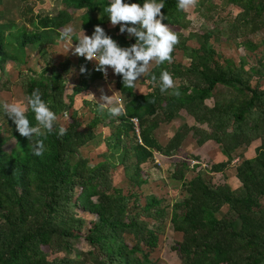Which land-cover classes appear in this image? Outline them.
<instances>
[{
	"label": "trees",
	"instance_id": "16d2710c",
	"mask_svg": "<svg viewBox=\"0 0 264 264\" xmlns=\"http://www.w3.org/2000/svg\"><path fill=\"white\" fill-rule=\"evenodd\" d=\"M124 2L142 5L145 0ZM109 3L63 0L61 11L30 20L35 30L8 31L0 24V93L8 96L6 103L23 106L35 126L26 98L39 89L57 116L56 131L67 128L63 137L56 132L41 137L46 150L35 156L30 141L0 109V264H161L156 255L167 240V230L180 236L168 241L183 264H264V52L259 67L251 71L246 60L225 59L212 43L256 34L262 36L263 47L264 0H199L195 6L199 23L178 9L177 0H163L167 19L162 22L172 31L187 29L189 35L176 33L179 43L171 54L173 61L149 70L142 81L145 92L137 81L134 88H125L122 77L109 68L127 111V116L119 117L98 111L94 100H84V112L76 107L77 96L97 89L106 79L95 70L94 61L80 56L60 62L45 59L37 74L26 66L29 45L54 50L60 41L54 33L60 35L68 26L75 44L84 34L91 36L97 24L119 46L134 44L135 37L121 34L119 25L111 26L104 11ZM12 6V0H0V16L10 13ZM232 6L241 12L227 14ZM83 10L87 14L78 16ZM189 40L197 45H188ZM245 45L259 48L249 39ZM177 52L183 58H177ZM81 66L86 73L80 72ZM14 69L25 88L21 102H15L11 83H1ZM163 71L169 72L176 87L161 93ZM74 72L77 82L68 92ZM183 113L195 125L184 123L163 137L164 127H172ZM133 119L138 120L139 132ZM99 129L108 132L101 140ZM256 141L260 142L256 154L248 157L245 153ZM209 142L222 154L209 171L226 177L225 171L235 165L240 189L227 182L214 184L204 168L197 170L203 164L201 156L184 148V143L204 147ZM100 143L107 151L92 156ZM156 153L166 157L171 177L182 182L183 199L164 204L158 194L143 193L142 186L151 177L144 164L160 167ZM119 168L131 186L129 192L116 185ZM81 239L88 249L74 252L73 242Z\"/></svg>",
	"mask_w": 264,
	"mask_h": 264
},
{
	"label": "rangeland",
	"instance_id": "374dc122",
	"mask_svg": "<svg viewBox=\"0 0 264 264\" xmlns=\"http://www.w3.org/2000/svg\"><path fill=\"white\" fill-rule=\"evenodd\" d=\"M12 11L10 13H7L3 16H0V24H3L5 28L8 31H18L21 29H25L29 27L30 29H34V26L30 24V20L33 17H45V16H51L54 13H57L61 11L65 5L63 4V0H12ZM232 12L234 16L238 15L241 10L237 7H231L228 9V12ZM188 17L194 21L195 23H199L201 21L200 16L197 13V10L195 7L190 8L187 10ZM87 14V10L79 11L77 13L78 16L83 17ZM26 16V18H25ZM226 16V15H224ZM81 25L77 26V30L81 29L79 27ZM112 26V25H111ZM113 27V26H112ZM175 33H182L185 36L189 35V30L187 29H178L174 28ZM54 36L58 38L60 41L55 44L54 50H40L36 46L29 45V57L30 61L27 63V67H31L35 70V74L39 73V71H42L44 60L53 59L56 62H60L68 57V59H73L77 57V55L73 54V48L76 45L72 40H62L60 38V35L58 33H54ZM223 39L219 42H215V40H212V43H214V46L216 47L217 51L222 55L225 59H233L235 62L240 63L242 60H246L248 62V69L251 71H254V69H257L259 67L258 64V58L262 56L264 52V46L261 45V35H252L250 34L247 38H241V39ZM252 40L254 42V45L259 47L257 50H251L246 47L245 43L247 40ZM198 42V41H197ZM188 45L194 47L196 44V41L189 40L187 42ZM72 46V47H71ZM256 47V48H257ZM177 58H183V55L180 52L176 53ZM187 61V59H184ZM155 61H153L149 65V70L155 65ZM73 74L70 75L69 83L67 85L68 92H72L73 88L77 82V79H75ZM147 74V73H146ZM145 74V75H146ZM145 75L138 79V89L140 91H144V85L142 83L143 80H145ZM111 76L108 74L107 79L104 81H99L98 85L96 86L97 89L92 88V90L86 91L82 95H79L76 97V107L78 108L79 112H84L87 110V107H85L84 100L88 99L91 101H100L101 95H107L112 96L111 99L113 103L116 102V105H121V100L119 99L118 91L116 87L113 84V81L110 80ZM12 79V80H11ZM16 82V84H13L11 81ZM18 81H21V78L19 77V73L16 69H14V73H10L9 75H6L4 78H2L1 83L7 84L11 83V86L16 91L15 94V102H21L24 100L25 97V88L24 85L19 83ZM256 82V79L253 80V83ZM264 83V80H263ZM7 95L2 92L0 93V101L7 102ZM209 104H213V100L209 101ZM184 117L181 120H176L174 122V125L172 127H164L162 132H164L163 137L166 135H169L175 128L178 129L182 126V124L187 123L191 120L190 117L187 116L186 113H183ZM100 140L104 138L107 134L103 132L101 129L98 130ZM193 138H189L188 142H193ZM101 142V141H100ZM195 143L191 145H187L184 143V148L188 151L193 150L195 154H199L202 158L203 165L200 166L197 170L203 169L205 176L212 181L214 184L219 182H227L232 186L234 190H238L241 188L242 184L239 181L238 177L236 176V166L229 167L225 171L226 177L223 176L222 173L217 172H210V165H212L211 162L217 161L221 158L220 150L218 148V145L214 143H207L204 147L198 148ZM260 144L259 141L254 142L252 146H250L247 151L246 155L248 157H254L256 154V147ZM107 147L104 146L102 143L98 144L96 149L94 150L92 156H95L101 152H106ZM197 152V153H196ZM88 154H91L87 151ZM155 160L156 164H159V168H157L154 163L148 162V164H144L145 169L150 171V179L148 183L144 184L142 186V191L145 195H150L151 193L158 194L159 197H162L163 203H171L173 200L183 199L185 195V191L181 189L182 182L180 180L173 179L171 177V170H170V164L167 163L166 157L161 156L160 153H156ZM94 164V162H92ZM196 171H192L187 175V180L191 179L196 173ZM124 172L121 168L118 169V173L116 175V185L119 187H122L125 192H129L131 186L127 181L124 179ZM262 204L264 205V201H262ZM171 231V229H170ZM175 240L180 239V236L172 235L170 234L169 230L166 232V241L163 244L162 249L159 251L158 256L161 259V264H183V260L181 259L178 254L173 251L170 246V242L168 241L169 238H173ZM173 245V244H172ZM73 249L74 252H78L81 250H87L88 247L85 245L84 240H76L73 242ZM64 255H61L60 257H63Z\"/></svg>",
	"mask_w": 264,
	"mask_h": 264
},
{
	"label": "clouds",
	"instance_id": "9594fccd",
	"mask_svg": "<svg viewBox=\"0 0 264 264\" xmlns=\"http://www.w3.org/2000/svg\"><path fill=\"white\" fill-rule=\"evenodd\" d=\"M199 0H177L179 10L187 11L195 7ZM165 5L163 0H145L139 3H125L124 0H110L104 11L108 14V19L113 27L119 25L121 34L127 33L128 37H135L136 42L128 47H121L109 36L105 29L99 24L94 26L91 36L84 34L79 38L78 43L73 48V54L84 57L87 61L95 62V70L103 73L107 79L109 68L113 74L122 77L125 88H134L135 82L149 72V65L155 61L156 65L173 61L172 52L175 45L179 43L178 35L170 30L167 24L162 21L167 17L162 12ZM73 28L65 27L60 31L62 40H71ZM72 47V46H71ZM84 66L80 67V72L86 73ZM153 82L157 77L152 75ZM172 76L167 71L160 74V91L164 93L169 89H175ZM174 94L179 95L178 90ZM112 96L101 95L97 101L98 111L105 110L111 116H127V111L121 105H114ZM27 104L35 114L36 124L33 126L26 116L23 106L16 103L0 104V109L10 118L16 126L19 134L30 141L29 147L33 155L43 156L45 152L44 139L48 134L56 132L58 137H63L67 133V128L61 126L56 131V114L49 108L42 99L39 89L33 90L27 98ZM195 165V164H194Z\"/></svg>",
	"mask_w": 264,
	"mask_h": 264
},
{
	"label": "built area",
	"instance_id": "2783aa9c",
	"mask_svg": "<svg viewBox=\"0 0 264 264\" xmlns=\"http://www.w3.org/2000/svg\"><path fill=\"white\" fill-rule=\"evenodd\" d=\"M132 121H133V123H134L135 126H136V130H137V132H139V129H138V120H137V119H133ZM140 142H141V141H140ZM238 161H239V159L237 158V159L235 160L234 163H238ZM194 164H195V162H194Z\"/></svg>",
	"mask_w": 264,
	"mask_h": 264
},
{
	"label": "crops",
	"instance_id": "0c3cea01",
	"mask_svg": "<svg viewBox=\"0 0 264 264\" xmlns=\"http://www.w3.org/2000/svg\"><path fill=\"white\" fill-rule=\"evenodd\" d=\"M138 87H139V85H138ZM189 123V122H188ZM190 125H195V122H194V120H193V123H192V121H190V123H189ZM199 148V147H198ZM200 148H202V147H200ZM197 153V152H196ZM199 155V154H198ZM202 159V158H201ZM203 165V164H202Z\"/></svg>",
	"mask_w": 264,
	"mask_h": 264
}]
</instances>
